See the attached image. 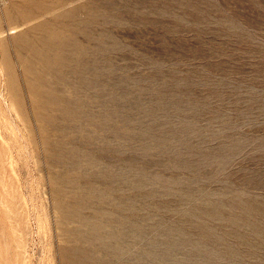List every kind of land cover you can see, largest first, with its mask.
I'll use <instances>...</instances> for the list:
<instances>
[{
    "label": "rangeland",
    "instance_id": "rangeland-1",
    "mask_svg": "<svg viewBox=\"0 0 264 264\" xmlns=\"http://www.w3.org/2000/svg\"><path fill=\"white\" fill-rule=\"evenodd\" d=\"M68 14L86 71L60 82L28 43ZM78 250L264 264V0H0V264Z\"/></svg>",
    "mask_w": 264,
    "mask_h": 264
},
{
    "label": "bare ground",
    "instance_id": "bare-ground-1",
    "mask_svg": "<svg viewBox=\"0 0 264 264\" xmlns=\"http://www.w3.org/2000/svg\"><path fill=\"white\" fill-rule=\"evenodd\" d=\"M95 17H96V15L94 14V12H92V11L89 12V16L87 18L88 19V25H86V27L91 25L94 22ZM67 18L69 20L72 17L70 14H68ZM60 21H62V20H60ZM69 21H70L69 23L67 22L68 24H60V25L56 22L58 24V26H56L54 29H52L54 27L53 26L52 28L46 29V31L44 30L45 31L44 35L42 37L40 36V39H39L40 47L38 45L37 46H31V44L29 45V43H28V47L30 48V50L32 49V57L40 60V62L42 64V68L45 71V74L46 75H52L54 78L58 79L60 82H64L66 80V74L64 72H66L69 69H72L74 73L78 74V76H81V77L84 76V74H85L84 71H86V69H85L86 63H85L84 58H83L84 56H87L85 53V49L83 47H81L80 44H78V41L74 37L75 34L77 33V30H80L82 28V26L79 24L73 23V21H71V20H69ZM66 34H70V37H69V35H68V37L65 36ZM25 45H26V43H25ZM19 49H20V47H19ZM57 51H61V52L56 53ZM28 69H29V71L33 70V66H30ZM43 70H40V71L44 72ZM34 71H36V69ZM38 81L42 84L43 79L39 78ZM39 86H40V84H39ZM35 87H36V85H35ZM39 95H40V93H39ZM40 96H42V95H40ZM37 97H39V96H37ZM43 98L44 99L47 98V101H46L48 103L47 106L49 104L53 103L52 101H54L56 103H60L61 104L60 110H62V112L65 116H70V115H74V114L78 113V111L80 110V107H81L79 102L71 103V102L67 101L65 98H63L58 93L57 89H53L52 92H50L48 95L44 94ZM65 214L68 217H76L77 216V218H79L80 221H82L84 223L87 222L84 219H81V217H79V215H77L75 213V211H73L72 209H71V211H67ZM100 214H102V213H100ZM116 222H118V221H116ZM91 226H92L91 228H93L94 234H96L102 228V222H100V221L92 222ZM93 236H95V235H93ZM92 239H95V237ZM97 239H98V237H97ZM99 240H100V238H99ZM78 251H80V250H78ZM75 253L76 252H73L72 255H70L71 254L70 252H69V254L68 253L65 254L67 260H70V262H72V264H95V262L93 260L94 258L92 256H89L88 255L89 253L86 254L85 252L80 251L79 253H81V254L80 255L76 254L77 255L76 257L73 256Z\"/></svg>",
    "mask_w": 264,
    "mask_h": 264
}]
</instances>
